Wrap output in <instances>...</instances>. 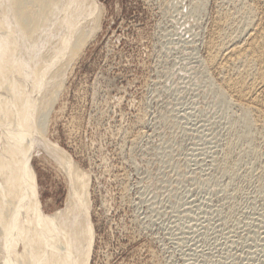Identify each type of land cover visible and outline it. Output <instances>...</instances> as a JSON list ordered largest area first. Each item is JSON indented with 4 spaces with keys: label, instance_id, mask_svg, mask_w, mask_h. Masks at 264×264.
Returning a JSON list of instances; mask_svg holds the SVG:
<instances>
[{
    "label": "rangeland",
    "instance_id": "obj_1",
    "mask_svg": "<svg viewBox=\"0 0 264 264\" xmlns=\"http://www.w3.org/2000/svg\"><path fill=\"white\" fill-rule=\"evenodd\" d=\"M92 1L46 127L89 183V264H264V160L223 172L238 113L202 62L219 0ZM54 162L31 160L45 216L68 194Z\"/></svg>",
    "mask_w": 264,
    "mask_h": 264
},
{
    "label": "bare ground",
    "instance_id": "obj_2",
    "mask_svg": "<svg viewBox=\"0 0 264 264\" xmlns=\"http://www.w3.org/2000/svg\"><path fill=\"white\" fill-rule=\"evenodd\" d=\"M219 2L202 62L216 78L218 105L238 113L221 159L233 177L246 157L264 160V0ZM98 20L92 0H0V264H89V183L46 139V127L65 72ZM34 153L51 155L68 183L65 208L48 216ZM256 177L264 180V170Z\"/></svg>",
    "mask_w": 264,
    "mask_h": 264
}]
</instances>
